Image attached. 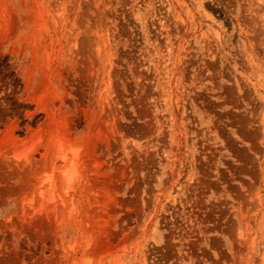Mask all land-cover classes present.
<instances>
[{
	"label": "rangeland",
	"instance_id": "obj_1",
	"mask_svg": "<svg viewBox=\"0 0 264 264\" xmlns=\"http://www.w3.org/2000/svg\"><path fill=\"white\" fill-rule=\"evenodd\" d=\"M263 2L0 0V264H264Z\"/></svg>",
	"mask_w": 264,
	"mask_h": 264
},
{
	"label": "bare ground",
	"instance_id": "obj_2",
	"mask_svg": "<svg viewBox=\"0 0 264 264\" xmlns=\"http://www.w3.org/2000/svg\"><path fill=\"white\" fill-rule=\"evenodd\" d=\"M264 3V2H263ZM57 124V123H56ZM58 125V124H57ZM53 129V128H52ZM64 129V128H63ZM52 131V130H51ZM48 135H49V133H48ZM57 135H59V134H57ZM57 135H56V137H55V139L56 140H53V141H51V143H49L51 146H52V144L54 143V145L56 146V147H54V148H57V156H58V159H60L59 160V162H54L53 160V164H54V168L57 170V171H59V173H60V175H62V177H63V179H61L60 181H61V183L63 182V183H65L66 184V186H64V187H66V189H68L67 187H69V186H71L72 184H73V182H74V180H75V178H77V175L75 176V174H77V172L76 173H74L75 171H73V173L72 172H70L71 170H75L74 169V162L76 161L75 160V158H77V152L75 151V152H73L72 151V155H70L71 157H68L67 159H68V161L70 160V162H67L66 160V158L65 159H63L64 157H65V155H66V153H68V151L69 150H71L70 149V146L68 145L69 143H67L66 141L68 140L69 141V139H66V141H65V139L64 140H59V136L57 137ZM61 135V134H60ZM54 137V136H53ZM61 137V136H60ZM51 139V138H50ZM49 139V140H50ZM54 139V138H53ZM52 140V139H51ZM59 141V142H56V141ZM63 141H65L66 143H64ZM63 142V143H62ZM48 143V142H47ZM53 147V146H52ZM53 149V148H52ZM45 153V152H44ZM89 153V152H88ZM69 154V153H68ZM85 157V156H84ZM82 158V157H81ZM80 158V159H81ZM86 161V160H85ZM76 164H75V166L77 165V162H75ZM83 166V165H82ZM70 168L69 170V172L67 173L66 172V168ZM72 167H73V169H72ZM54 168H53V170H54ZM56 170H55V172H56ZM77 170V169H76ZM81 170V169H80ZM84 170H85V168H84ZM78 171V170H77ZM82 174V173H81ZM85 174V173H84ZM39 176V175H38ZM39 178V177H38ZM79 179V178H78ZM83 179V178H82ZM43 181V180H42ZM77 181H79V180H77ZM76 181V182H77ZM83 181H85V180H83ZM83 181H82V183H83ZM45 183L44 184H42V186L40 187L39 186V188H38V190L39 191H41L42 190V196H47L50 200H52L51 198H54V197H57V194H56V189H57V183L59 182V181H57L56 182V180L54 179V174L52 173L51 175H48V176H46V178H45V181H44ZM80 182V181H79ZM60 183V184H61ZM87 182H85L84 184H86ZM78 184H80V183H78ZM84 184H82V185H84ZM59 185V184H58ZM72 186H74V185H72ZM85 186V185H84ZM77 187V186H76ZM83 191V190H82ZM80 192H81V190H80ZM45 194V195H44ZM43 199V198H42ZM57 199H59L58 197H57ZM68 201H71L70 199L68 200ZM60 202H61V199H60ZM51 208V207H50ZM47 213L49 212V210L48 211H46ZM45 212V213H46ZM44 213V212H43ZM50 213H52V212H49L48 214H47V216L48 215H50ZM55 214H56V212L53 214L54 216H55ZM52 214L50 215V216H48V217H51V216H53ZM53 216V217H54ZM57 216V215H56ZM53 220H54V218H53ZM263 221V220H262ZM263 224V223H262ZM263 253V252H262ZM80 255V254H79ZM85 258V257H84ZM69 259H71V258H69ZM88 259H89V257H88ZM263 259V258H262ZM264 260V259H263ZM70 264H80V263H78L79 261H78V256L77 255H75L74 254V256H73V258L70 260ZM77 262V263H76ZM116 262H118V261H116ZM62 263V262H61ZM118 264V263H117Z\"/></svg>",
	"mask_w": 264,
	"mask_h": 264
}]
</instances>
